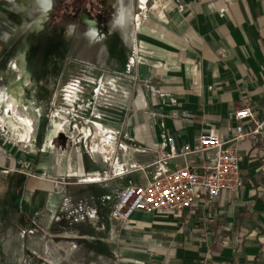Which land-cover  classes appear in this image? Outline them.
I'll list each match as a JSON object with an SVG mask.
<instances>
[{"label": "crops", "instance_id": "obj_1", "mask_svg": "<svg viewBox=\"0 0 264 264\" xmlns=\"http://www.w3.org/2000/svg\"><path fill=\"white\" fill-rule=\"evenodd\" d=\"M129 24L128 45L143 62L130 63L135 120L124 131L155 153L153 158H164L168 137L192 144L202 130L226 131L242 106H252L257 119L264 117V0H157L142 13L139 26ZM5 84L0 80V87ZM33 86L27 88L30 109ZM30 109L25 111L32 114ZM0 113L8 114L4 108ZM7 128L0 119V170L23 178L35 211L53 208L47 191L58 203L53 182L68 176L71 159H77L78 172L82 165L86 175L96 174V156L60 159L56 151L44 152L43 143L37 147L7 135ZM241 148L240 190L222 194L208 210L137 212L129 223H114L109 236L116 264H264V173L258 175L263 146L245 140ZM204 157L187 163L198 165ZM185 163L175 159L168 167Z\"/></svg>", "mask_w": 264, "mask_h": 264}, {"label": "rangeland", "instance_id": "obj_2", "mask_svg": "<svg viewBox=\"0 0 264 264\" xmlns=\"http://www.w3.org/2000/svg\"><path fill=\"white\" fill-rule=\"evenodd\" d=\"M104 1L55 0L54 11L40 28L35 24L41 17L36 0H5L0 6V73L21 49L27 51L31 64L44 50L48 55L36 75L38 84L32 87L33 105L40 108L34 115L35 144L41 146L48 121L62 112L73 125L63 134L65 139L56 137L59 141L54 142L53 151L60 159L79 154L85 160L97 157L96 174L86 177L76 175L77 159H71L68 176H57L53 182L60 195L50 211L45 207L35 211L36 201L24 194L23 178L0 170V264H116L109 236L115 225L109 217L114 200L123 187L143 182L158 166L152 157L155 153H142L145 145L124 131L133 117L130 61L139 62V58L131 52L124 33L112 29L114 10L106 8ZM130 1L135 14L143 13L136 0ZM156 2L150 0L149 5ZM82 13L98 22L101 36L95 43L85 36L87 27L78 18ZM129 23L137 26L134 19ZM52 56L56 63L51 62ZM71 83L77 85L73 90L68 89ZM75 95L78 100L74 98V105L68 106L67 96ZM97 120L112 131L113 149L104 145L100 131L92 125ZM6 133L14 135L9 127ZM94 146H98L96 152ZM50 194H45L46 201Z\"/></svg>", "mask_w": 264, "mask_h": 264}, {"label": "built area", "instance_id": "obj_3", "mask_svg": "<svg viewBox=\"0 0 264 264\" xmlns=\"http://www.w3.org/2000/svg\"><path fill=\"white\" fill-rule=\"evenodd\" d=\"M230 122L226 131L211 127L198 132L192 144H178L174 137H168L167 153L157 161V168L148 172L143 182L127 185L118 192L110 220L129 223L137 212L156 216L195 214L201 208L208 210L222 194L239 191L242 142L262 144L264 159V117L257 119L252 106H242L230 116ZM142 153L149 152L145 148ZM191 157L204 159L198 165L188 164ZM175 159L186 163L169 168L168 161ZM263 173L264 169L258 171L259 176Z\"/></svg>", "mask_w": 264, "mask_h": 264}, {"label": "bare ground", "instance_id": "obj_4", "mask_svg": "<svg viewBox=\"0 0 264 264\" xmlns=\"http://www.w3.org/2000/svg\"><path fill=\"white\" fill-rule=\"evenodd\" d=\"M111 0L108 1L110 3ZM150 0H136V5L139 11L145 12L148 8ZM40 11L41 17L35 22L37 26L44 24L48 20V16L55 9V0H36ZM156 6V4H155ZM115 14L111 21V27H119L124 31L125 39H130V30L128 28V23L131 19L137 22L139 26L142 13L135 14L134 8L135 4L133 1L128 0H115L114 3ZM82 22L88 26V30L85 33L89 43L97 42V39L101 36L99 29L94 26L92 19L89 16H83ZM73 27L70 28V33H72ZM45 51V50H44ZM38 54L36 61L31 64L28 60V53L25 49L19 50L14 56H12L6 64V68L0 73V80L6 81V84L0 87V111L1 109H6L8 113L6 117H3L0 113V119L9 127V129L15 134L19 135L21 142L34 141L37 142L38 131L35 127L34 115L40 112L39 107L34 105L30 106L27 104V88L34 85V80L36 75H38L43 69L44 62L47 61L48 55L45 52ZM47 55V56H46ZM56 57H51V62L56 63ZM143 62L142 59H139ZM130 63H135V60L130 61ZM103 81L99 82L100 86L103 85ZM97 86V82H90ZM109 85L113 86V82H108ZM73 86L69 85L68 89L73 90ZM100 90H97L99 94ZM71 94H74L71 91ZM78 100L77 96H67L66 100L69 101L68 106H73L75 101ZM25 109H30L32 114H28ZM138 119L137 114L135 115ZM97 119L101 117L97 115ZM72 123L62 114V112L55 113L51 119L48 121L47 129L43 139V150L44 152L53 151L54 140L60 134L68 133V130L72 128ZM92 125L100 131V139L104 142L105 146L113 149V143L111 139L113 138L110 133L112 131L105 127L100 121H92ZM74 128H77L76 126ZM90 132V131H89ZM87 133V132H86ZM98 146L93 147V151L96 152ZM31 152H35V148L31 147ZM79 177H86L83 171L82 165H80V172H78ZM98 179H90L89 182H97ZM54 198H51L50 202L55 203Z\"/></svg>", "mask_w": 264, "mask_h": 264}, {"label": "flooded vegetation", "instance_id": "obj_5", "mask_svg": "<svg viewBox=\"0 0 264 264\" xmlns=\"http://www.w3.org/2000/svg\"><path fill=\"white\" fill-rule=\"evenodd\" d=\"M84 0H77V2H83ZM108 1L109 0H105L104 1V6L106 7V8H109V7H112V9L114 10L113 11V13H112V19H113V16H114V14H115V8H114V3H115V0H111V2L110 3H108ZM83 16H89L88 14H86V13H82L81 15H78V18L81 20V22H82V17ZM92 19V18H91ZM92 21H93V23H94V26L95 27H97L98 28V22H97V20H95V19H92ZM112 21V20H111ZM82 24L83 25H85L86 27H87V30H88V26L86 25V24H84L83 22H82ZM99 29V28H98ZM112 29H117V27H115V28H112ZM122 33H124L123 32V30L122 29H119ZM78 83V82H77ZM79 84H80V82H79ZM73 85H75V84H73Z\"/></svg>", "mask_w": 264, "mask_h": 264}, {"label": "water", "instance_id": "obj_6", "mask_svg": "<svg viewBox=\"0 0 264 264\" xmlns=\"http://www.w3.org/2000/svg\"><path fill=\"white\" fill-rule=\"evenodd\" d=\"M59 138L65 139V136L63 134H60Z\"/></svg>", "mask_w": 264, "mask_h": 264}, {"label": "trees", "instance_id": "obj_7", "mask_svg": "<svg viewBox=\"0 0 264 264\" xmlns=\"http://www.w3.org/2000/svg\"><path fill=\"white\" fill-rule=\"evenodd\" d=\"M58 141H59V139H58V138L54 140V142H58Z\"/></svg>", "mask_w": 264, "mask_h": 264}]
</instances>
